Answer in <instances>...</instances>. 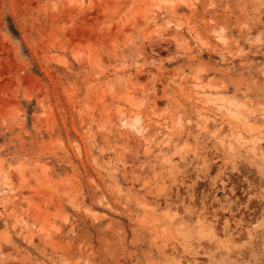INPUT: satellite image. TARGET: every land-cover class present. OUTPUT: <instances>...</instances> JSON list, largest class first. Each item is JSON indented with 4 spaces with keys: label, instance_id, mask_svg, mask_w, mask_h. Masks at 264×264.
Masks as SVG:
<instances>
[{
    "label": "rangeland",
    "instance_id": "rangeland-1",
    "mask_svg": "<svg viewBox=\"0 0 264 264\" xmlns=\"http://www.w3.org/2000/svg\"><path fill=\"white\" fill-rule=\"evenodd\" d=\"M0 264H264V0H0Z\"/></svg>",
    "mask_w": 264,
    "mask_h": 264
},
{
    "label": "bare ground",
    "instance_id": "bare-ground-1",
    "mask_svg": "<svg viewBox=\"0 0 264 264\" xmlns=\"http://www.w3.org/2000/svg\"><path fill=\"white\" fill-rule=\"evenodd\" d=\"M180 1H182V2H184V0H180ZM219 39H222L221 37H219ZM78 53V52H77ZM75 56H77V54L75 53ZM208 101H212L213 102V100H211V99H208ZM218 106L220 107V106H223L222 104H218ZM131 122H130V124L132 123V125H133V127L134 126H136L137 124V121H138V118L137 117H133L131 120H130ZM6 190V189H5ZM11 190V189H10ZM6 191H8V190H6ZM3 194V193H2ZM3 196V195H2ZM4 196H6V195H4Z\"/></svg>",
    "mask_w": 264,
    "mask_h": 264
}]
</instances>
